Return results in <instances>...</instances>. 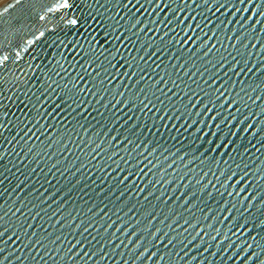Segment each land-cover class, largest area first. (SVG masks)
Returning <instances> with one entry per match:
<instances>
[{
	"label": "water",
	"instance_id": "water-1",
	"mask_svg": "<svg viewBox=\"0 0 264 264\" xmlns=\"http://www.w3.org/2000/svg\"><path fill=\"white\" fill-rule=\"evenodd\" d=\"M61 3L0 15V264H264V0Z\"/></svg>",
	"mask_w": 264,
	"mask_h": 264
},
{
	"label": "snow or ice",
	"instance_id": "snow-or-ice-1",
	"mask_svg": "<svg viewBox=\"0 0 264 264\" xmlns=\"http://www.w3.org/2000/svg\"><path fill=\"white\" fill-rule=\"evenodd\" d=\"M20 2H21V0H16V3H20ZM11 6H12V5H9V7H11ZM69 6H70V5L68 4V0H63V3H61V4L59 5V7H61V8H66V7H69ZM3 11H4V12H7V11H8V8H4ZM49 11H52V9H49ZM0 15H3V13H0ZM254 15H259V13H255ZM40 19H44V17L41 16ZM70 23L73 24V25H75V24L78 23V21L75 20V19H73V20L70 21ZM39 35H40V36H43L44 33H43V32H40ZM38 38H39V37H37V39H38ZM189 39H191V37H189ZM29 43H31V41H29ZM6 59H7V57H3V60H6ZM3 60H0V63H2ZM0 235H2V233H0ZM249 247H251V245H249Z\"/></svg>",
	"mask_w": 264,
	"mask_h": 264
},
{
	"label": "bare ground",
	"instance_id": "bare-ground-1",
	"mask_svg": "<svg viewBox=\"0 0 264 264\" xmlns=\"http://www.w3.org/2000/svg\"><path fill=\"white\" fill-rule=\"evenodd\" d=\"M15 4H18L16 3V0H0V13L4 12V8H10L9 5L14 6Z\"/></svg>",
	"mask_w": 264,
	"mask_h": 264
}]
</instances>
